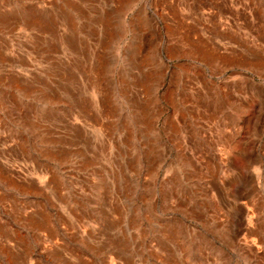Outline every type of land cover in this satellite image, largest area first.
Segmentation results:
<instances>
[{
  "label": "rangeland",
  "instance_id": "374dc122",
  "mask_svg": "<svg viewBox=\"0 0 264 264\" xmlns=\"http://www.w3.org/2000/svg\"><path fill=\"white\" fill-rule=\"evenodd\" d=\"M0 264H264V0H0Z\"/></svg>",
  "mask_w": 264,
  "mask_h": 264
},
{
  "label": "crops",
  "instance_id": "0c3cea01",
  "mask_svg": "<svg viewBox=\"0 0 264 264\" xmlns=\"http://www.w3.org/2000/svg\"><path fill=\"white\" fill-rule=\"evenodd\" d=\"M205 134H206V132H205ZM222 134H223V132L221 133V132L215 130L214 132L209 131L205 135L207 137H204V139H206L205 141H206L207 145L212 144L213 153L219 155V156L217 155L218 157L216 158V161H214V160L213 161H209V160L208 161L207 160L206 161H198L197 164H195V165H246L245 161L240 162L239 158H240V155L243 153H241L240 150H238V149H235L232 151V153H231L233 155L232 161H230L226 157V155H227L226 151L227 152L229 151V144L227 141H225L226 137ZM192 145H193V143L191 144V146ZM208 146H210V145H208ZM196 147H198V145H196ZM235 158L237 160H235Z\"/></svg>",
  "mask_w": 264,
  "mask_h": 264
},
{
  "label": "bare ground",
  "instance_id": "6f19581e",
  "mask_svg": "<svg viewBox=\"0 0 264 264\" xmlns=\"http://www.w3.org/2000/svg\"><path fill=\"white\" fill-rule=\"evenodd\" d=\"M25 21V20H24ZM40 22V21H39ZM13 23H14V21H13ZM47 31V30H46ZM77 39V38H76ZM107 116V115H106Z\"/></svg>",
  "mask_w": 264,
  "mask_h": 264
}]
</instances>
